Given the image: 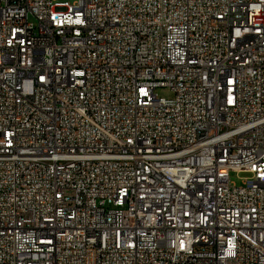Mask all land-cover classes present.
<instances>
[{"label": "built area", "instance_id": "1", "mask_svg": "<svg viewBox=\"0 0 264 264\" xmlns=\"http://www.w3.org/2000/svg\"><path fill=\"white\" fill-rule=\"evenodd\" d=\"M0 264H264V0H0Z\"/></svg>", "mask_w": 264, "mask_h": 264}, {"label": "rangeland", "instance_id": "2", "mask_svg": "<svg viewBox=\"0 0 264 264\" xmlns=\"http://www.w3.org/2000/svg\"><path fill=\"white\" fill-rule=\"evenodd\" d=\"M62 2H70L73 3L75 0H61ZM159 97L163 98H172L173 94L167 90H160L158 92ZM250 176L248 174H237L232 173L231 174V181L233 184H236L237 186H241L243 181L249 178Z\"/></svg>", "mask_w": 264, "mask_h": 264}]
</instances>
